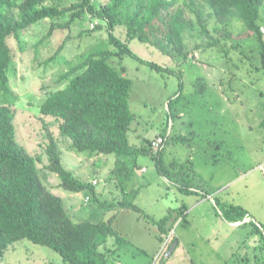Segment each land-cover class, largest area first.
Here are the masks:
<instances>
[{"label": "rangeland", "instance_id": "1", "mask_svg": "<svg viewBox=\"0 0 264 264\" xmlns=\"http://www.w3.org/2000/svg\"><path fill=\"white\" fill-rule=\"evenodd\" d=\"M184 1L180 0L178 6L184 8ZM202 11L211 38L200 36L197 27L185 32L186 58L170 52L166 45L158 48L154 39L144 42L134 39L127 42L134 57L124 55L110 61L117 68L122 66L132 82L128 103L134 120L128 132L129 144L140 148L145 139L169 135L162 164L170 174L160 175L150 155H140L136 160L137 168L127 190L137 191L134 203L138 212L127 208L108 210L99 205L123 197L106 180L114 165L113 155L73 153L70 142L59 135L56 121L39 116L46 95L63 87L58 80L68 67L61 60H72L75 64L90 46L107 41L104 25L100 31L84 32L89 21L80 20L67 30H55L45 39L48 20L22 32L19 45L13 39L8 40L14 72L9 82L11 93L0 96V102L15 104V138L31 156L41 158L36 163L39 178L47 190L62 200L73 223H97L116 213L113 227L129 242L114 255L115 264H160L158 256L165 243L160 244L158 253L150 259L157 245L153 233L158 228L154 222L169 212L171 218L164 225L168 236L198 239L191 256L193 264H257L256 255L261 257L256 250L259 236L249 224L238 229L223 227L229 231L221 230L217 238L212 236L210 246L202 242V236L213 231L197 222L217 221L208 212L223 217L211 202L188 215L186 222L193 225L181 223L177 212L182 204L190 205V199L197 195L180 192L177 183L182 181L173 177V172L181 169L186 172L193 167L194 173L188 171L187 178L196 181L204 193H215L218 204L246 209L253 222L264 224V175L257 169L264 165V70L258 43L239 19L223 25L205 4ZM185 17L192 18L187 10ZM66 20L67 17L54 22ZM259 24L264 26V4ZM118 33L116 30L114 35L123 42ZM262 37L264 40V34ZM214 41L218 43L212 45ZM62 43L63 48L57 52ZM139 60L154 63L163 71ZM47 131L58 145L61 165L83 182L96 181L93 191L97 201L87 189L72 194L63 190L56 175L44 169ZM177 136H183L186 141H175ZM190 245V242L185 244ZM217 252L222 260L217 259ZM0 264L67 263L51 249L21 240L5 251Z\"/></svg>", "mask_w": 264, "mask_h": 264}, {"label": "trees", "instance_id": "2", "mask_svg": "<svg viewBox=\"0 0 264 264\" xmlns=\"http://www.w3.org/2000/svg\"><path fill=\"white\" fill-rule=\"evenodd\" d=\"M179 1L0 0V96L11 93L9 82L14 68L8 40L13 39L19 45L22 32L48 20L50 25L45 39L52 36L55 30H67L80 20L89 21V27L84 32L100 31L103 25L106 28L107 41H98L90 46L75 64L72 60H61L68 67L58 80L63 87L46 95L40 105L39 116L56 121L59 135L70 142L73 153L115 157L106 180L112 182L123 197L114 203H99L108 210L127 208L138 212L139 208L134 203L137 191L127 190V187L140 155H150L163 177L170 174L162 164V152L169 135H161L165 145L156 155L150 152L154 139H145L140 148L128 141V132L134 120L128 103L132 82L122 66L117 68L110 63L113 58L121 59L124 55L134 57L127 42L154 39L158 48L163 49L166 45L170 52L186 58L185 32L197 27L200 36L211 38L202 11L205 4L216 21L223 25L234 18L242 21L258 43L261 69L264 70V40L259 24L264 0H186L184 8L178 6ZM185 10L192 18L185 17ZM65 17L67 20L63 23L54 22ZM116 30L123 42L114 35ZM217 43L214 41L211 44ZM63 46V43L60 44L57 52ZM139 61L159 72L163 71L154 63ZM15 113L13 101L0 102V259L14 243L27 240L51 249L67 264L117 263L115 256L129 241L113 227L116 213L97 223H73L64 210L62 200L47 190L39 178L36 163L41 158L31 156L17 142L13 122ZM47 134L49 142L44 149L47 160L44 169L56 175L63 190L72 194L87 189L97 201L93 184L81 181L61 165L58 145L48 131ZM177 140L186 141L183 136H177ZM188 171L182 172L181 169L173 172V177L182 181V184L177 183L182 193L191 192L193 185V181L187 178ZM215 204L223 218L231 223L242 222L247 217V212L239 206L218 204L216 200ZM177 212L181 221L186 222L185 204ZM169 218L171 212L154 222L158 228L153 233L158 248L156 254L160 244L165 243L163 252L158 256L160 264L165 263L162 255L166 254L173 236H168L167 228H164ZM247 224L259 236L256 250L261 257L256 255V263L264 264V225L258 226L253 221ZM150 256L152 258L153 254L150 253Z\"/></svg>", "mask_w": 264, "mask_h": 264}, {"label": "crops", "instance_id": "3", "mask_svg": "<svg viewBox=\"0 0 264 264\" xmlns=\"http://www.w3.org/2000/svg\"><path fill=\"white\" fill-rule=\"evenodd\" d=\"M154 138H155V136L150 137L147 140H152ZM258 168L259 167H257V169ZM189 170H191L192 174L194 173L193 167H191ZM188 174H189V172H188ZM262 174H263V172H262ZM192 184L193 185H191L192 187L190 188L191 192H189V193H193V194L197 195V198L190 199V201H189L190 205H185L186 218H188V215L191 214L192 212H194L196 210H199V211L202 210V206L208 202L212 203L213 208H214V206H216L215 199H214L215 193L207 192L208 194H205L202 191L203 189L196 186V184H197L196 181H193ZM244 210L247 212V217L243 220V222H236V223H231L230 221L225 220L223 217H218L219 216L218 213L213 214L212 212H208L209 216L214 217L213 219H216L217 221L207 219V222H203V221L197 222V223L201 224L202 227H208L209 226L211 228V230L213 231L212 234L203 235L202 236V242H204L208 246H210V244L212 243V240H211L213 238L212 236H215V238H217V236L221 234V230L224 233L229 231V230H224L223 227L227 228V229H238L240 227L245 226V225H242L243 223L247 224L249 221H252L250 213L246 209H244ZM203 220L205 221V219H203ZM219 220H220V222H218ZM181 223H187V222H181ZM255 223L258 225H264V224H261L259 222H255ZM187 224H188V226L193 225V224H191V222L187 223ZM237 224H239V225H237ZM156 231H155V233H156ZM197 240L198 239H185L182 236L180 237V235L174 236V234H173V236L171 237L170 242H169V246H168L169 248L166 249V254H165L166 260H165L164 264H193V258L191 256H193V254L195 252V248H196V244H197L196 242H198ZM186 242H190L191 245L189 247H186L185 246ZM189 248H192V249L190 250ZM153 249L154 250H152L151 253L153 254V256H155L158 248H157V246H155ZM217 254H218L217 259L222 260V258H221L222 255L218 252H217ZM223 258L225 259V257H223Z\"/></svg>", "mask_w": 264, "mask_h": 264}, {"label": "built area", "instance_id": "4", "mask_svg": "<svg viewBox=\"0 0 264 264\" xmlns=\"http://www.w3.org/2000/svg\"><path fill=\"white\" fill-rule=\"evenodd\" d=\"M260 32L264 34V26L260 27ZM165 145V140L160 136L155 138L150 145V152L154 155H156L158 152H160L162 150V148ZM259 169L263 172L264 174V165L259 166ZM93 185L96 184V181L94 180L92 182ZM239 225V224H237ZM258 225V224H257ZM259 226V225H258Z\"/></svg>", "mask_w": 264, "mask_h": 264}, {"label": "clouds", "instance_id": "5", "mask_svg": "<svg viewBox=\"0 0 264 264\" xmlns=\"http://www.w3.org/2000/svg\"><path fill=\"white\" fill-rule=\"evenodd\" d=\"M263 34V33H262Z\"/></svg>", "mask_w": 264, "mask_h": 264}]
</instances>
